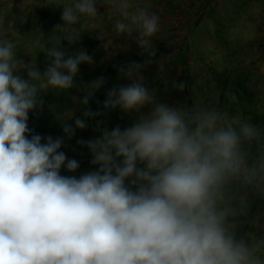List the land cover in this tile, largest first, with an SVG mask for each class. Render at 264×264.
Here are the masks:
<instances>
[{"label": "clouds", "instance_id": "9594fccd", "mask_svg": "<svg viewBox=\"0 0 264 264\" xmlns=\"http://www.w3.org/2000/svg\"><path fill=\"white\" fill-rule=\"evenodd\" d=\"M112 6L122 17L114 31L139 30L147 50L158 17L131 10L130 0ZM57 7L64 23L53 32L75 31L81 17L98 13L96 0ZM15 49L0 39V264H264V238L238 235L232 220L237 200L245 206L240 192L264 191V145L252 151L257 126L215 109L156 102L143 65L133 62L120 68L129 83L111 88L104 102L106 110L138 113L132 125L78 141L97 168L61 175L79 163L61 151L63 139L32 134L29 113L43 106L39 93L73 89L80 65L94 61L86 51L68 55L53 46L44 49L49 65L41 72ZM104 83L84 85L86 94L74 100L87 106ZM57 118L69 139L87 127L73 109Z\"/></svg>", "mask_w": 264, "mask_h": 264}, {"label": "rangeland", "instance_id": "374dc122", "mask_svg": "<svg viewBox=\"0 0 264 264\" xmlns=\"http://www.w3.org/2000/svg\"><path fill=\"white\" fill-rule=\"evenodd\" d=\"M106 1L112 4V0ZM209 1L205 9L201 3L193 5L190 0H182L185 8L181 13L175 9V16L162 14L161 18L156 12L150 14L159 21L158 32L149 39L150 50L138 46L140 35L133 38L135 41L127 35L126 41L117 45L100 39L102 49L108 54H102L100 66L89 74L86 83L90 84L100 74L108 78V83L95 92L87 106L74 100L86 94L83 88L39 93L43 106L29 113L31 133L63 139L61 151L80 165L75 173L62 168L61 175L79 177L96 170L90 149L78 141L99 138L104 128L111 130L119 126L123 130L132 125L138 113H124L120 108L106 110L104 102L111 88L129 83L121 76L120 68L133 62L143 65L140 74L156 102L187 109L199 106L227 114L230 119L242 118L257 126L261 133L259 142H253V153L264 145V0ZM58 2L63 7L73 0H0V39H11L16 44L17 59L35 64L40 71L44 64L49 65L44 49L61 46L63 42V33L53 32L61 23L58 16L63 9L57 7ZM146 8L155 10L156 6L153 2ZM83 18L86 17H81L77 24ZM57 40L59 45L55 44ZM28 49L39 55V62L30 61ZM93 98H96L94 104ZM70 109L75 110L76 118L87 119L83 130L75 128L74 119L68 121L75 128L71 139L57 118L58 113ZM86 110L98 115L85 118ZM142 111L147 112L148 107ZM255 192H261L264 197V191L249 189L239 193L245 197V206ZM235 206L238 214L232 220L237 234L264 238V202L250 212L245 206L241 210L238 200Z\"/></svg>", "mask_w": 264, "mask_h": 264}, {"label": "trees", "instance_id": "16d2710c", "mask_svg": "<svg viewBox=\"0 0 264 264\" xmlns=\"http://www.w3.org/2000/svg\"><path fill=\"white\" fill-rule=\"evenodd\" d=\"M97 2V8L98 13L95 17H86L83 18V21H81L77 26L74 28L75 31L70 32H62L63 33V42L61 43L62 49L66 50L68 55H71L78 51H86L89 56L92 57L94 63L92 64H81L79 68V73L77 77L75 78V84L76 87L74 88H83L84 85H86V78H88L89 74L93 71H96L98 66H100L99 60L101 59V56L103 53H106L107 51L102 49V45L100 43L101 41H111L113 45H117L126 41L127 34H117L116 31H114V25L122 20V17L120 16L119 12L116 11L110 1L106 0H96ZM153 3L156 6L155 10L147 9L146 5L149 3ZM193 3V5H197L198 3H201L204 8H207V5L210 4L209 0H190V3ZM130 3L132 4V9L135 10L134 6L138 3V8L144 9L148 12V14H160L162 18V14H171L172 16H175V9H179V12L181 13V10H184L185 6L182 0H130ZM139 4H141V7H139ZM204 9V10H205ZM204 12V11H203ZM203 14V13H202ZM58 19L61 21L60 25H63L62 20V12L59 14ZM201 19V17H198V20ZM74 27V26H73ZM10 31L9 33H11ZM61 32V31H60ZM111 34L113 36L111 37ZM139 30L134 29L132 33V39L137 38L139 36ZM103 36V37H102ZM136 40V39H135ZM133 39V41H135ZM139 38L137 39V41ZM23 41L26 44V47H28V43L25 39ZM149 45H152L149 43ZM139 46V45H138ZM152 48V46H149ZM148 47L147 50H150ZM136 49V47H133ZM29 55V59L31 62H39L40 57L37 55L34 51L31 49H28L27 51ZM41 66L42 63L40 62ZM109 64V62H108ZM47 66L46 64L41 67V72H44L46 70ZM103 77L104 78V85L108 83V78L103 75H97L94 80L97 78ZM186 78V75L184 76ZM93 80V81H94ZM96 96V95H95ZM92 104L96 102V98L92 99ZM262 202H264V197L261 194V192H255L250 197V200L248 201V204L245 206V208H248V212L260 208Z\"/></svg>", "mask_w": 264, "mask_h": 264}]
</instances>
